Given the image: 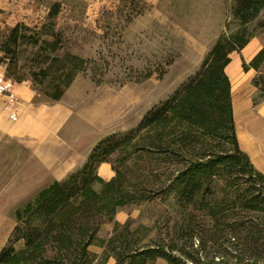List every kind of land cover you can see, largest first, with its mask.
I'll return each instance as SVG.
<instances>
[{"label": "trees", "instance_id": "obj_1", "mask_svg": "<svg viewBox=\"0 0 264 264\" xmlns=\"http://www.w3.org/2000/svg\"><path fill=\"white\" fill-rule=\"evenodd\" d=\"M232 2L235 30L219 37L199 70L179 90L154 105L136 128L101 140L82 167L43 187L24 212L17 210V219L25 215L26 219L15 226L0 250V264H94L97 255L89 249L92 244L104 247L106 260L111 255L116 264H145L158 258L167 264H187L188 259L199 264L192 250L178 243L185 237L193 245L196 236L202 246L212 242L230 253L237 250V259L247 254L257 264L264 254V173L239 146L225 67L231 54L254 36L248 28L264 14V0ZM258 21L264 28V20ZM26 29L30 28L17 23L1 46L9 59L8 78L16 71L13 48L26 39L21 31ZM47 32L49 38L40 39L39 47L44 50L39 60L41 81L48 80L51 86L44 93L49 101H58L92 60L60 55L55 24ZM263 61L264 46L248 64L243 62V68L258 70ZM151 75V70L140 71L137 80ZM101 163L111 165L115 173L111 179L98 174ZM157 198L169 208L167 218L173 221L168 237L143 243L152 228H132L131 220L114 221L110 237H97L100 225L114 220L121 208ZM21 239L24 247L16 250L14 244Z\"/></svg>", "mask_w": 264, "mask_h": 264}, {"label": "rangeland", "instance_id": "obj_2", "mask_svg": "<svg viewBox=\"0 0 264 264\" xmlns=\"http://www.w3.org/2000/svg\"><path fill=\"white\" fill-rule=\"evenodd\" d=\"M232 3V0H28L27 5L34 4L35 9L28 6V12L19 10L20 18L14 23L6 24L1 17L10 19V15L0 13V22H5L0 24V65L7 71L9 59L1 46L11 29L17 23H24L30 29L21 30L26 39L13 48L17 65L15 73L9 77L14 82H17L16 77H22L21 82L30 85L38 100L50 104L61 101L60 104L70 108L71 119L64 129L66 138L78 137L81 144L97 139L98 135L103 140L110 134L136 128L154 105L171 97L199 70L219 37L236 28V22H232ZM57 5V14L49 16ZM258 20H264V14L248 31L254 34L250 41L258 44L260 50L264 46V28L259 26ZM52 23L60 33V55L70 53L92 60L58 101H49L44 94L52 89L48 80L41 81L43 75L39 66L40 54L44 52L43 46L39 49L40 39L49 38L47 31ZM36 38L37 44L33 43ZM255 48L250 45L247 56ZM243 54L245 52L240 50L231 57L239 58L241 69L247 71L243 62L248 64L251 59L246 61L247 56ZM147 69L152 71L151 77L138 81L137 73ZM243 78L244 84L254 91L255 101L262 99L264 61L258 70L249 68ZM238 82V79L233 82V88ZM89 110L90 116L95 115L100 124L96 130L91 127V120L78 115ZM28 155V149L16 139L7 137L0 145V250L15 226H21L26 219L25 215L18 220L17 210L24 212L34 202L41 186L51 183V174ZM93 187L99 190L100 184L95 183ZM166 208L159 198L127 205L115 214L114 220L103 222L96 235L106 239L112 234L114 221L131 220L132 228L139 225L152 228L143 237V243L150 239L159 241V237H168L167 232L172 234L173 231V221L167 218L169 208ZM200 239L196 236L193 245L185 237L178 240L180 248L192 250V256L199 258V264H256L247 254L237 259V250L232 254L212 242L202 246ZM24 244L22 239L17 241L15 249H22ZM89 249L97 255L94 264H116L111 255L106 260L104 247L92 244ZM145 264H167V261L158 258ZM187 264L196 263L188 259ZM257 264H264V254Z\"/></svg>", "mask_w": 264, "mask_h": 264}, {"label": "crops", "instance_id": "obj_3", "mask_svg": "<svg viewBox=\"0 0 264 264\" xmlns=\"http://www.w3.org/2000/svg\"><path fill=\"white\" fill-rule=\"evenodd\" d=\"M27 1L0 0L1 15L5 12L11 17L6 19L2 16L1 19H4L6 24L14 23L20 18L19 10L24 13L29 10L28 6L34 10L35 5H27ZM5 22L0 24L4 25ZM250 45L256 48L247 56L246 51ZM257 48L258 44L252 43L251 40L242 49L245 52L243 56H247H244L246 61L252 59L259 49ZM236 60L238 68L235 64ZM225 72L231 83L233 116L239 146L249 156L255 168L264 173V98L255 101L254 91L244 84L243 75H246L248 70L241 69L239 58L231 57ZM236 79L239 82L237 87L233 88V82ZM15 93L17 96L16 120L11 119L5 108V98L0 95V145L7 137L23 143L25 149H28L29 158L36 159L45 171L51 174L50 182L61 180L69 172L82 167L89 160L93 149L102 137L98 135L97 139H90L87 144L86 142L81 144L78 137L73 140L66 138L64 129L72 115L69 107L60 104L61 101L50 104L38 100L35 91L26 82H15ZM90 113L89 110L78 115L91 120L93 122L91 127L96 130L100 124L98 120L96 121V116H90ZM107 172H109L108 175ZM98 174L106 180L114 175L109 163H101ZM46 185L47 183L41 187Z\"/></svg>", "mask_w": 264, "mask_h": 264}, {"label": "built area", "instance_id": "obj_4", "mask_svg": "<svg viewBox=\"0 0 264 264\" xmlns=\"http://www.w3.org/2000/svg\"><path fill=\"white\" fill-rule=\"evenodd\" d=\"M0 95L5 98V108L12 120H16L17 96L15 93V82L6 76V67L0 65Z\"/></svg>", "mask_w": 264, "mask_h": 264}]
</instances>
